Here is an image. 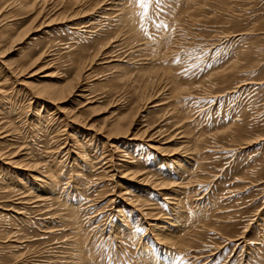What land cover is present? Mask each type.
Segmentation results:
<instances>
[{"label":"rangeland","instance_id":"rangeland-1","mask_svg":"<svg viewBox=\"0 0 264 264\" xmlns=\"http://www.w3.org/2000/svg\"><path fill=\"white\" fill-rule=\"evenodd\" d=\"M0 52V152L36 166L0 157V264H264V0H0Z\"/></svg>","mask_w":264,"mask_h":264},{"label":"bare ground","instance_id":"bare-ground-1","mask_svg":"<svg viewBox=\"0 0 264 264\" xmlns=\"http://www.w3.org/2000/svg\"><path fill=\"white\" fill-rule=\"evenodd\" d=\"M79 30V29H78ZM19 36V35H18ZM1 53V52H0ZM41 56H42V54L39 56V58H41ZM36 58H38V57H36ZM11 66V65H10ZM24 71V70H23ZM22 70H21V68L20 69H14V72H19V73H22L23 72ZM34 74V73H33ZM29 76H32V73H31V75H29ZM47 76V75H46ZM82 72L81 71H78L74 76H73V78L71 79V80H68L67 82H65V83H63V84H58V86H56V87H51V85H49V86H42V87H40L39 89L38 88H36V89H38V90H35V92H36V94H35V96L36 97H39V98H42V99H47L48 100V102H52V103H54V104H58L59 102L61 103L62 102V100L63 99H65L66 98V95H69V94H71V93H73V91H74V89L76 88V86L79 84V82H80V80H81V78H82ZM24 84H26V83H24ZM27 85L28 86H30L31 88H32V86H31V83H28L27 82ZM26 88H28V87H26ZM33 91V90H32ZM75 93V92H74ZM69 97V96H68ZM87 99V98H86ZM66 100V99H65ZM64 101V100H63ZM88 102V101H87ZM57 106V105H56ZM58 107V106H57ZM55 109H57V108H55ZM58 110V109H57ZM55 111V110H54ZM74 118H76V116L74 117ZM118 119V118H117ZM131 120V119H130ZM118 121V120H117ZM120 122V121H119ZM130 123H129V125L127 126V128L125 129V131H123V132H121V133H126V132H128V130L130 129V126H131V124L132 123H134L133 122V119L131 120V121H129ZM118 123V122H117ZM128 123V122H127ZM123 125V124H122ZM134 126V125H133ZM110 127H111V125H110ZM109 128V127H108ZM113 128H115L116 130H118V131H121V127L120 126H118V124H115L114 125V127ZM132 128V127H131ZM111 131H113V130H111ZM130 131V130H129ZM131 132V131H130ZM139 132V131H138ZM148 131H147V128L146 129H144L143 131L142 130H140V133H139V136H145L146 135V133H147ZM129 133V132H128ZM110 134V133H109ZM155 134V133H154ZM113 135V134H112ZM123 135V134H122ZM153 136V134H150L149 135V137H152ZM4 137V136H3ZM154 137V136H153ZM152 137V138H153ZM152 138H150L151 140H153ZM150 140V141H151ZM155 140V139H154ZM255 140V139H254ZM163 144V143H162ZM156 145V144H155ZM163 147V145H161L160 144V146H158L157 147V149H161L162 147ZM163 150V149H162ZM110 151V150H109ZM119 152V150H115V153H116V155L117 154H121V153H118ZM17 152H15V153H13V151L12 152H9V151H2V152H0V157L3 159V160H5V161H7V163H14V164H18L19 162L20 163H22L21 161H17V160H14V159H12V158H14V156H15V154H16ZM110 154V153H109ZM114 155V154H113ZM107 157V156H106ZM105 157V158H106ZM126 157H128L127 155H122L121 156V158H119L120 160V162L118 163V165L116 166V168H115V170H113V171H111L110 172V177H111V179H113L115 176H117L118 174L119 175H121L120 177H125V176H129L131 179H136L137 181H142V182H146V183H149V185H151V186H154L153 184H155V185H157L156 183H154V181H152V178H151V180H150V177H149V174L148 173H138V172H132L131 170H130V165H128L127 163L129 162L128 161V159L126 158ZM19 160V159H18ZM185 160V159H184ZM109 161H107L106 163H108ZM6 163V162H5ZM113 163V162H112ZM22 166H29V167H26V168H30V169H35L36 168V166L34 167V165H29L28 163H25L24 162V164L22 163ZM32 166V167H31ZM50 168V167H49ZM108 168V167H107ZM111 168H113V167H111ZM50 170V169H49ZM53 170V169H52ZM47 172H49L48 170H47ZM52 172L50 171L49 173H46L44 176H43V178H40V179H37L36 181L37 182H39V184H37L36 186L38 187V188H40L41 189V191H43V190H46L47 192H50V191H48V190H53V188L56 186V184L54 183V182H52V174H54V172L51 174ZM41 175H42V173H41ZM12 176V179H13V176L14 175H11ZM33 177V176H32ZM36 177V176H35ZM113 177V178H112ZM11 178V177H10ZM56 178L57 177H55V180H56ZM127 178V177H126ZM36 179V178H35ZM36 182V183H37ZM117 183V182H116ZM20 185H22V188H24L25 187V184L24 183H21L20 182ZM160 186H164V185H167L166 183H161V184H159ZM30 186V185H29ZM34 186H35V184H34ZM115 186H118V185H115ZM122 185H120V187H121ZM27 189V188H26ZM32 190V189H31ZM114 191V190H113ZM22 192V191H21ZM38 193V192H37ZM24 194V193H23ZM47 194V193H46ZM37 195V194H36ZM41 195V194H40ZM39 195V198L41 197ZM49 195V194H48ZM19 196V195H18ZM33 196V195H32ZM46 196V195H45ZM22 198V197H21ZM37 198H38V196H37ZM20 199V198H19ZM27 199V198H26ZM34 199V198H33ZM36 199V198H35ZM44 199V198H43ZM23 200V199H22ZM25 200V199H24ZM40 200H41V198H40ZM37 201H38V199H37ZM36 200L34 201V202H37ZM47 201V200H46ZM43 202V201H42ZM45 202V201H44ZM132 202H134V205H139V203L138 202H135V201H132ZM22 204V203H21ZM24 204V203H23ZM150 207V206H149ZM35 208V207H34ZM149 211H151V209H148ZM147 212V211H146ZM145 214H147V213H145ZM153 214V213H152ZM11 215V214H10ZM124 231V230H123ZM120 235V234H119ZM79 261V260H78Z\"/></svg>","mask_w":264,"mask_h":264},{"label":"snow or ice","instance_id":"snow-or-ice-1","mask_svg":"<svg viewBox=\"0 0 264 264\" xmlns=\"http://www.w3.org/2000/svg\"><path fill=\"white\" fill-rule=\"evenodd\" d=\"M143 7L147 8V0H140Z\"/></svg>","mask_w":264,"mask_h":264}]
</instances>
